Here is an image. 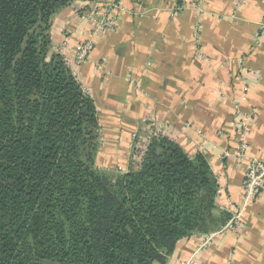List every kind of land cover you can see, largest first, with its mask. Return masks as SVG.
Instances as JSON below:
<instances>
[{
    "label": "trees",
    "instance_id": "1",
    "mask_svg": "<svg viewBox=\"0 0 264 264\" xmlns=\"http://www.w3.org/2000/svg\"><path fill=\"white\" fill-rule=\"evenodd\" d=\"M75 1L0 0V264H168L230 220L219 180L158 134L127 172L96 167L95 103L52 52V18Z\"/></svg>",
    "mask_w": 264,
    "mask_h": 264
},
{
    "label": "crops",
    "instance_id": "2",
    "mask_svg": "<svg viewBox=\"0 0 264 264\" xmlns=\"http://www.w3.org/2000/svg\"><path fill=\"white\" fill-rule=\"evenodd\" d=\"M87 1L51 21L52 52L68 61L92 38ZM120 1L116 30L102 32L90 58L71 67L98 111L96 167L127 172L135 148L156 134L203 154L219 180L220 210L232 201L243 229L209 243L203 235L184 239L168 264H264V193L244 205L249 160L235 156L240 117L252 112L250 153L264 161V0ZM199 21L207 61L194 50Z\"/></svg>",
    "mask_w": 264,
    "mask_h": 264
},
{
    "label": "built area",
    "instance_id": "3",
    "mask_svg": "<svg viewBox=\"0 0 264 264\" xmlns=\"http://www.w3.org/2000/svg\"><path fill=\"white\" fill-rule=\"evenodd\" d=\"M88 2V1H87ZM92 2V5L89 3ZM103 6L97 0H89L88 6L90 9L86 12L85 17L93 24L92 38L89 41L80 43L75 50V57L73 60L68 61L67 65L71 69L74 66H80L82 63L90 58L91 53L95 48L94 39L102 32H113L117 28V16L115 12L123 10L120 0H111L102 2ZM261 30L264 34V17L260 24ZM203 26L199 21L195 27L194 42L195 54L202 60L207 61V56L204 52L202 43ZM74 74V73H73ZM238 145L235 153L236 158L240 163H245L249 160V166L246 174L245 192H244V205L250 204L253 200L260 197L264 193V161L251 156L248 137L252 131L253 114L252 112L242 114L238 123ZM135 137V136H134ZM223 211L231 215L227 224L218 232L206 236V243H209L214 236L221 233H238L243 229L242 211L235 208L232 201L228 200L227 205L223 207ZM182 264H196V261L191 258Z\"/></svg>",
    "mask_w": 264,
    "mask_h": 264
},
{
    "label": "rangeland",
    "instance_id": "4",
    "mask_svg": "<svg viewBox=\"0 0 264 264\" xmlns=\"http://www.w3.org/2000/svg\"><path fill=\"white\" fill-rule=\"evenodd\" d=\"M109 176H116L117 174H119V173H123V171H121V170H114V169H112V170H104ZM246 181V180H245ZM256 200V199H255ZM255 200H253V201H255Z\"/></svg>",
    "mask_w": 264,
    "mask_h": 264
}]
</instances>
